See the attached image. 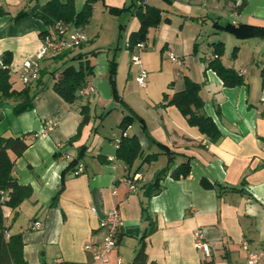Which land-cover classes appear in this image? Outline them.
Masks as SVG:
<instances>
[{
    "label": "crops",
    "instance_id": "obj_1",
    "mask_svg": "<svg viewBox=\"0 0 264 264\" xmlns=\"http://www.w3.org/2000/svg\"><path fill=\"white\" fill-rule=\"evenodd\" d=\"M48 1L0 0V60L9 53L11 89L27 88L33 105L30 111L15 115L20 99L0 100V136L21 135L28 145L17 159L11 151L7 153L14 160L12 176L19 185L31 187L32 195L16 209L2 206L5 238L21 236L23 262L95 264L104 236L99 224L114 208L122 226L105 264L131 263L141 243L148 262L158 264H204L210 259L214 264H246L243 244L264 250V0H147V6L161 11L162 22L148 29L144 52L150 46L155 59L173 54L182 62L177 66L169 58L177 75L163 93L170 98L183 89L181 71L184 78L199 84L202 112L220 133L215 142L189 126L177 108L163 107V95L144 104V112L137 111L120 95L115 79L116 100L109 64L114 60L118 71L126 61L103 54L90 56L98 52L94 38L103 29L93 22L107 14L116 19L118 35L124 38V50L131 58L127 43L138 31L139 21L130 10L113 16L108 8L126 9L137 0L96 1L86 26L66 25L70 33L83 28L86 42L46 58L39 79L22 84L10 69L39 49L41 33H52L54 25L45 26L34 16ZM73 1L78 12L86 0ZM20 12L26 14L17 18ZM228 24L244 29L234 35L222 29ZM216 43L224 47L221 64L240 75L242 85L224 87L207 70ZM228 44L232 53L227 60ZM144 52L139 57L141 68L149 62ZM86 65L91 73L84 87H92L93 92L79 97L81 87L73 104L64 102L53 91L54 83L65 68ZM83 107L88 123L70 141L77 135ZM131 112L143 122L133 121L122 134L118 125ZM109 118L116 132L106 133L103 122ZM122 135L135 136L142 150L131 167L115 158ZM80 151L76 167L67 170ZM148 155L153 158L144 161ZM183 163L189 164L188 175L174 179L172 173ZM36 222L38 230L33 228ZM197 229L203 230L211 248L210 259L194 247Z\"/></svg>",
    "mask_w": 264,
    "mask_h": 264
},
{
    "label": "trees",
    "instance_id": "obj_2",
    "mask_svg": "<svg viewBox=\"0 0 264 264\" xmlns=\"http://www.w3.org/2000/svg\"><path fill=\"white\" fill-rule=\"evenodd\" d=\"M98 0H86L80 11L76 12L73 0H49L41 6L34 14L35 18L39 19L45 26H53L57 22L64 25L73 24L75 27H84L91 19L93 4ZM141 0H137L131 7L126 9L108 8V12L113 16H119L122 12L130 10L132 14L139 21V29L130 35L127 43V50L133 51L134 47L146 41L148 29L156 28L161 22V11L157 8L141 5ZM132 8V9H131ZM26 12L18 13V17L25 15ZM223 30L232 32L234 35L244 29V27H234L230 24L222 27ZM43 33H41L42 35ZM222 43L213 44V53L209 55L207 70H212L220 79L224 87L233 88L243 84V80L232 69L225 68L221 62L220 57L223 54L224 47ZM96 54L93 52L92 55ZM2 67H0V100L11 98H19L20 102L14 107V114L20 115L24 112L30 111L33 107L32 99L29 96L27 88L20 92H15L11 89L10 72L8 65L10 63L9 53L3 54L1 59ZM264 72V70H262ZM91 73L88 65L80 66L77 70L72 67L65 68L59 78L53 85V91L66 103L73 104L78 98L76 92L79 88L84 87L86 77ZM115 73L116 64L112 60L109 64V83L113 97L118 100L115 88ZM184 87L177 93H174L170 98L163 93V107L174 106L180 112L189 126L196 127L199 132L205 135L210 142H215L220 138V133L210 117L202 112L203 100L199 95L200 85L191 81L188 78L183 80ZM83 119L79 124L78 131L70 141L76 139L80 132V128L88 123V112L86 107L81 110ZM137 119L143 122L139 116L131 112L130 115L124 116L118 128L124 134L133 121ZM2 114L0 112V122ZM135 136L127 137L121 136L117 146L116 157L122 160L128 167H131L137 157L141 156L142 150ZM28 145L24 141V137H8L0 136V264H25L22 259V240L20 235H12L8 239L5 238L7 229L4 226L2 217V206H8L16 209L24 200L29 199L32 195V189L29 186L19 185L15 177L12 176V168L14 160H11L7 151L14 154L15 159L22 156ZM78 158L71 161L67 170L74 169L77 161L81 156V151ZM148 158H153L152 155L144 156V161ZM64 173V172H63ZM62 173V174H63ZM189 173V164H180L172 173L174 179L186 177ZM5 195L4 200L1 201L2 196ZM214 261L207 260L204 264H214ZM129 264H158L155 262H148L147 253L145 252V244L141 243L139 249L135 252L134 257Z\"/></svg>",
    "mask_w": 264,
    "mask_h": 264
},
{
    "label": "built area",
    "instance_id": "obj_3",
    "mask_svg": "<svg viewBox=\"0 0 264 264\" xmlns=\"http://www.w3.org/2000/svg\"><path fill=\"white\" fill-rule=\"evenodd\" d=\"M141 5H145L147 0H141ZM84 29L78 28L72 33H68L67 26L61 22H57L53 26L52 33L50 30L43 33L41 46L33 53L32 56L25 59L23 63L15 70L10 69L16 73L19 77V81L24 85H30L37 81L40 77L41 64L48 57L59 56L67 51L77 49L82 43L86 42ZM147 48V42H141L134 47L131 55V62L133 65H139V74L136 82L140 88H144L146 85V72L141 68L140 58L138 54L145 51ZM138 53V54H137ZM170 60L177 66H182V62L178 60L174 55H169ZM2 61L0 60V67H2ZM93 92L92 87L85 86L78 91L79 97L88 96ZM81 172V168H78L75 173ZM5 195L2 196L1 201L4 200ZM122 220L119 212L116 208L112 209L106 214L104 219L101 220L99 227L104 232L102 243L100 244V251L94 256L95 264H105L108 262V255L116 245L117 232L122 226ZM33 228L38 230L40 228L39 223H34ZM5 237H8L5 234ZM194 247L201 251L205 259L211 258V248L205 241L204 232L202 229H197L193 234ZM243 249L247 251L246 264H264V250H251L248 245L243 244ZM89 248V246H86ZM117 264H121L118 260Z\"/></svg>",
    "mask_w": 264,
    "mask_h": 264
},
{
    "label": "rangeland",
    "instance_id": "obj_4",
    "mask_svg": "<svg viewBox=\"0 0 264 264\" xmlns=\"http://www.w3.org/2000/svg\"><path fill=\"white\" fill-rule=\"evenodd\" d=\"M96 20L97 21H94L93 23L101 24L103 29L102 31H99L97 38H94V49H96L98 52L97 54L90 56L93 58L94 56L103 54L104 56H108L109 59H111L113 56H116V60H118L119 57H122L124 61H126L119 67L118 71L116 70L115 79L116 83L118 84L119 93L126 100V102L132 103L137 111L144 112L142 111V106L144 104L150 102L151 100H156L157 97H161L163 95L164 91L168 90V85L177 75V68L170 62L168 56L163 57L162 59H160V56H158V58L155 59L150 54L151 47L149 46V49L146 52L143 51L149 59L147 66H142L143 70L147 74L146 86L145 88H140L136 83L138 68L134 65L131 66L130 64V55L126 50H124V38L118 35L117 32L118 24L116 19L106 14L104 16H98ZM97 26L99 30V25ZM227 48L226 59L228 60L232 53V45ZM143 52H141V54L137 53L138 57L141 58ZM223 55L224 50L222 56ZM128 64H130L131 68ZM183 74L185 73L181 71L180 78L184 80ZM105 110L107 109L105 108ZM143 114L146 115L147 113ZM103 124L106 133H111L112 131L117 130L116 126L114 125V121H112L111 118L105 120ZM135 127H138V124H135Z\"/></svg>",
    "mask_w": 264,
    "mask_h": 264
}]
</instances>
